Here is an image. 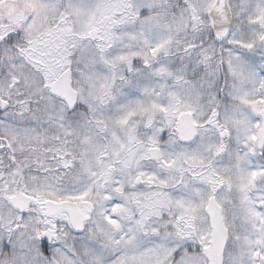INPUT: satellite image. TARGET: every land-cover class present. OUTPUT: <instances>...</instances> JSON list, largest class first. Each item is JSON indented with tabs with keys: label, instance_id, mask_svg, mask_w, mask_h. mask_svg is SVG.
<instances>
[{
	"label": "snow or ice",
	"instance_id": "6c2138e0",
	"mask_svg": "<svg viewBox=\"0 0 264 264\" xmlns=\"http://www.w3.org/2000/svg\"><path fill=\"white\" fill-rule=\"evenodd\" d=\"M0 264H264V0H0Z\"/></svg>",
	"mask_w": 264,
	"mask_h": 264
}]
</instances>
